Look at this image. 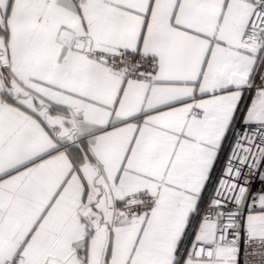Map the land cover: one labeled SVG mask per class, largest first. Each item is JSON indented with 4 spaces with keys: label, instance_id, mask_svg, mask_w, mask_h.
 <instances>
[{
    "label": "snow or ice",
    "instance_id": "snow-or-ice-1",
    "mask_svg": "<svg viewBox=\"0 0 264 264\" xmlns=\"http://www.w3.org/2000/svg\"><path fill=\"white\" fill-rule=\"evenodd\" d=\"M0 264H264V0H0Z\"/></svg>",
    "mask_w": 264,
    "mask_h": 264
}]
</instances>
